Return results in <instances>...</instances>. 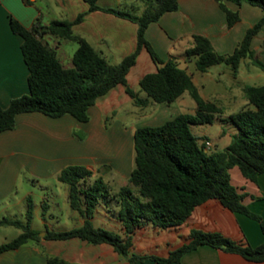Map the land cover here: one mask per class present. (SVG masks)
<instances>
[{
    "label": "trees",
    "instance_id": "trees-1",
    "mask_svg": "<svg viewBox=\"0 0 264 264\" xmlns=\"http://www.w3.org/2000/svg\"><path fill=\"white\" fill-rule=\"evenodd\" d=\"M85 1L90 11L103 10L137 23L136 49L119 63H111L85 37L74 31V25L82 22L87 12L80 13L74 21L56 19L49 24H43L39 17L32 28H26L12 18L13 31L23 37L22 51L30 71V92L12 99L6 108L0 105V132L13 129L16 116L22 112L39 111L51 117L70 114L80 122H88L90 108L118 85H124L126 92L140 107L154 102L172 104L188 92L196 102V115L181 113L158 125L136 127L129 183L120 186L118 191L111 189L104 175H96L85 165L66 166L59 179L68 184L70 205L83 217L84 224L67 230L48 229L45 238H80L92 244L108 243L115 251L129 258L131 264L147 258L159 264H179L186 252L202 244L241 254L248 260L264 261V242L254 247L219 232L198 229L192 231L189 242L172 250L167 257L130 256L136 227L142 224L163 228L180 225L198 205L213 198L219 199L234 212L260 221L264 234V218L252 212L244 203L245 195L233 184L230 173L237 166L246 178L253 181L264 174V84L244 87L248 100L246 106L222 119L236 128L231 142L222 150L209 152L210 148L199 141L191 124L213 123L218 115L224 113L223 107L205 99L188 67L180 66L176 58H162L146 37L149 25L166 12L177 10L180 0H145L141 13L101 7L98 0ZM228 1L238 5L247 1L261 7L264 12V0ZM218 2L226 13L228 25L236 24L240 20L239 12L231 10L226 0ZM263 26L264 14L248 28L231 54L218 53L208 37L195 34L185 55L188 59L196 58V67L201 72L218 64H227L236 74L243 58H254L252 41ZM46 35L77 43L72 54V66L63 64L57 49L45 40ZM143 48L148 50L158 66L156 71L147 73L140 80V89L145 96L136 92L128 82V74ZM254 61L264 68L260 60ZM99 206L121 221L122 233L93 224L92 219ZM32 218L33 202L30 201L26 222L7 217L0 219V225H14L23 230L16 238L1 244L0 253L18 248L29 240L40 239V232L31 227ZM47 264L75 263L50 256Z\"/></svg>",
    "mask_w": 264,
    "mask_h": 264
},
{
    "label": "crops",
    "instance_id": "crops-1",
    "mask_svg": "<svg viewBox=\"0 0 264 264\" xmlns=\"http://www.w3.org/2000/svg\"><path fill=\"white\" fill-rule=\"evenodd\" d=\"M98 3L101 7L117 8L112 4H104L101 0H98ZM226 4L240 14V20L233 26L228 25L226 13L218 0H180L177 10L166 12L158 21L149 25L146 37L162 58H176L180 66L188 67L197 85L201 84L203 89L210 88L206 94H202L203 97L222 106L229 115L236 112L233 110V104L241 103L242 106L239 108L241 109L248 103L244 93L245 86L264 84L261 82L264 81L262 80L264 68L254 61L260 58L264 61V26L252 41L254 58H243L236 74L227 64L215 65L218 66L216 73H211L214 66L206 72H201L196 67V58L188 59L185 55L186 49L192 45L195 34L208 37L218 53L231 54L243 40L248 28L264 14L261 7L247 1L238 5L226 0ZM89 7L85 0H0V105L3 108L8 107L12 99L30 92V71L22 51L23 37L13 31L12 18L24 27L32 28L39 17L43 24H49L56 19L74 21L80 13L87 12L84 20L74 25V31L85 37L110 62L112 61L111 63H119L136 49L137 23L103 10L90 11ZM54 47L59 50L57 46ZM145 52L151 60L146 61L148 59L143 57L148 69L143 67L138 69L141 56ZM72 65L71 57L66 67ZM157 69L158 66L150 53L143 48L137 63L128 74L130 86L133 88L129 79L132 71L136 70L135 83L140 86L142 77ZM135 91L145 96L141 89ZM123 93H127L126 87L118 85L108 94L114 99ZM187 96L190 94L185 92L176 102H179L181 107L188 105L190 101ZM98 102L90 108L88 122H80L70 114L51 117L39 111L22 112L16 116V125L13 129L0 132V219L7 217L26 222L28 206L32 201L31 227L41 233L38 240H29L18 248L0 253V264H47L50 256H58L75 264H131L129 258L115 251L108 243L92 244L80 238L64 240L45 238L48 229L67 230L84 224L83 217L80 215L78 218L79 212L70 205L69 186L63 190L64 182L59 179V175L71 164H82L94 171L96 164L105 162L93 161L97 151L107 141L101 127L104 112ZM154 104L150 103L140 108H148ZM158 104L152 110L157 115L165 116L172 106ZM179 111L177 110L176 115ZM230 173L233 184L245 195L244 203L252 212L264 218V174L253 181L246 178L237 166L233 167ZM53 184L61 186L62 192L59 195L65 198L63 206L57 202L52 205L43 202L46 200L45 191ZM38 188L45 192L37 198L41 203L39 205L37 196L35 197V190ZM63 212L67 217L60 218ZM97 212L100 213V209H97L95 214ZM48 213L52 214L50 216L53 220H48L46 216ZM109 218L117 222V231L122 233L121 221L112 214ZM11 227L17 229L14 237L9 235V231H13ZM195 229L219 232L230 239L246 242L254 247L264 242L260 221L247 214L234 212L224 206L219 199L213 198L198 205L180 225L163 228L153 224H142L136 227L132 236L130 256L135 254L167 257L176 249L167 242V251H163L162 254L153 253V246L137 250V242L142 240L141 234L144 230L153 234L176 231L181 238L178 248L190 241V235ZM22 231L14 225H0V245L16 238ZM132 264L159 263L147 258L135 260ZM179 264H264V261L248 260L241 254L202 244L186 252Z\"/></svg>",
    "mask_w": 264,
    "mask_h": 264
},
{
    "label": "rangeland",
    "instance_id": "rangeland-1",
    "mask_svg": "<svg viewBox=\"0 0 264 264\" xmlns=\"http://www.w3.org/2000/svg\"><path fill=\"white\" fill-rule=\"evenodd\" d=\"M104 4H112L117 8L128 9L132 12L141 13L144 6L145 0H101ZM45 40L50 42L52 46L58 47L59 57L63 64L66 66L69 64L73 52L77 48V43L70 40L60 39L52 35H46ZM143 57H146L151 61L148 54L143 53L141 56L140 68L148 69L147 62ZM264 63L263 59H258ZM112 62V61H111ZM224 65V64H222ZM218 66L211 68V73H216ZM136 70L130 74V81L133 85V89L139 91L140 86L136 84ZM264 80V79H262ZM264 82V81H261ZM135 83V84H134ZM201 94H206L207 90L203 89L201 84H198ZM212 86V85H211ZM143 96V95H142ZM128 93H123L118 98H112V95H106L100 98L98 103L103 109L104 115L101 118L102 120V130L104 132L106 143L103 144L102 148L97 151V156L93 161H105L98 163L94 167V172L96 175H104L105 180L111 187L113 191H118L119 187L125 184H128V178L133 168L134 160V146H133V132L136 127L141 125H157L160 124L177 114V110H180L179 113H187L191 115H196V102L191 96H187V99L190 101L188 105L181 107L179 102H174L171 105V108L167 111L168 113L164 116L157 115L155 111H152L154 107L159 104H155L148 108H140L134 103V100ZM241 103L233 104V110L237 111L241 107ZM116 110V111H115ZM178 113V114H179ZM228 114L224 111L222 115H218L213 123H194L191 124L194 134L199 138L200 142H204L206 139L211 141V147L209 152L222 150L225 148L232 140L233 134L236 132L235 126L228 121L222 120L226 118ZM95 119L96 116H95ZM100 169L101 171H99ZM93 180V178L91 179ZM63 184V190L65 187H68L66 183ZM67 189V188H66ZM36 200L38 205L41 204L40 200L37 199L39 195H44L46 192V200L44 203L56 204L59 203L61 206L65 204V198L62 195H59L61 191V186L53 184L48 191H41L40 188L35 190ZM64 195V194H63ZM43 200V199H42ZM43 204V203H42ZM40 208V207H39ZM66 209V208H65ZM100 213H96L95 217L92 219L95 226H103L105 228L116 230L118 229L117 222L109 218L112 214L103 207L99 206ZM51 213L47 216L48 220L51 219ZM64 215V216H63ZM63 215H60V218L67 217V214L63 212ZM113 215V214H112ZM81 217L78 214V218ZM23 218V217H21ZM69 218V215H68ZM114 218V217H113ZM63 222V221H62ZM65 223V222H64ZM36 224L38 221L36 220ZM13 231H9L11 237L16 236L17 229L11 227ZM41 234V233H40ZM142 240L137 242V250H145L147 246H153V253L162 254L163 251H167V242L172 246L177 248L180 242V237L177 235L176 231H163L161 234H153L150 231H142Z\"/></svg>",
    "mask_w": 264,
    "mask_h": 264
},
{
    "label": "built area",
    "instance_id": "built-area-1",
    "mask_svg": "<svg viewBox=\"0 0 264 264\" xmlns=\"http://www.w3.org/2000/svg\"><path fill=\"white\" fill-rule=\"evenodd\" d=\"M204 143H205V145H206L207 148H210L211 147V141L209 139H206L204 141Z\"/></svg>",
    "mask_w": 264,
    "mask_h": 264
}]
</instances>
